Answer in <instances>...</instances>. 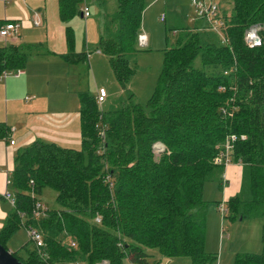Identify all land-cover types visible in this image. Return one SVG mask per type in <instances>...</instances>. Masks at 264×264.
<instances>
[{
  "label": "trees",
  "instance_id": "16d2710c",
  "mask_svg": "<svg viewBox=\"0 0 264 264\" xmlns=\"http://www.w3.org/2000/svg\"><path fill=\"white\" fill-rule=\"evenodd\" d=\"M115 1L97 48L126 88L146 0ZM81 2L58 0L60 19L68 22ZM218 17L228 41L210 26L182 28L163 52L146 104L128 95L104 112L94 94L79 92L78 148L37 138L16 151L10 174L14 205L0 229V244L6 248L22 224L43 238L39 248L24 245L25 256L12 251L24 264H157L148 249L214 264L217 256L205 246V187H223L225 168L216 159L232 134L238 139L231 156L243 165L245 186L242 180L240 194L226 201L227 216L264 218V30L261 45L251 48L245 41L246 29L264 25V0H232V11ZM65 40L68 50L60 55L66 62L87 61L90 52L73 51L67 25ZM38 50L35 44L0 46V73L23 67L28 53ZM199 56L203 69L192 65ZM9 129L0 122V137ZM158 142L164 148L156 152ZM43 187L56 192L58 208H37L34 194ZM262 242V253H239L234 264H264V226Z\"/></svg>",
  "mask_w": 264,
  "mask_h": 264
},
{
  "label": "rangeland",
  "instance_id": "374dc122",
  "mask_svg": "<svg viewBox=\"0 0 264 264\" xmlns=\"http://www.w3.org/2000/svg\"><path fill=\"white\" fill-rule=\"evenodd\" d=\"M10 1L6 0L7 5H10ZM208 2L216 3L220 13L232 11V0H208ZM13 3L18 4L16 0H13ZM102 3H105V6H102ZM79 5L81 7L89 6L91 15L88 18H83L80 17L79 13H76L66 25L71 28L74 35L73 51L83 53L89 49L91 53L89 60L87 59L85 62L80 60L81 62L78 61L75 65L66 62L60 54L55 55L53 52V54L47 52L50 50L57 52L59 44L64 43L63 32L59 28H63L64 31L65 26L59 16L58 0H32L28 4L30 14H27L24 9L20 10L21 26H23V31L27 29L24 33L25 40H27L25 42L40 44L45 55L26 59L27 62L25 61L23 66L24 70L34 64L32 70L37 72L32 77L20 78V75L11 73L14 70L10 69L6 70L4 76L3 72L0 73V84L4 86V81L8 79L11 87L12 98L9 102V110H7L6 94L4 87L2 91L0 85V117L4 119L5 115L9 113L12 124H8L11 132L14 131V124L17 127L23 126L17 108L22 109L24 107V97L35 98L33 102L41 106L43 115L57 112L65 106H78L79 92L94 94L100 86L106 88L108 92V98L101 106L104 112L112 106L117 107L128 95H132L135 102L146 104L156 89L165 49L175 44L177 37L182 34V28L195 27V25L200 24L199 21L203 22L202 19L194 16L190 0H179L178 5H173L170 0H146L141 31L145 30L150 36V43L131 55L130 62L134 71L126 88H122L116 81L105 55L95 50L101 27L104 22L112 19L116 10V1L82 0ZM36 12H41L45 17L43 25H39L40 19L32 18L33 14L34 16L37 15ZM161 15L164 16L163 20L160 19ZM24 22H29L26 27ZM173 30H176L177 33L173 34ZM80 56L83 57L84 55L81 54ZM192 65L195 68H204L200 56L194 59ZM59 94H63V98H60ZM1 121L6 122L5 119ZM14 135L16 136V134ZM236 166L239 172H233L231 179L229 178V187H226L227 183L224 176L222 177L223 187L220 186L219 182H208L205 187V199L210 202L207 207L205 246L207 252L217 256L214 264H234L235 257L239 253L263 252L264 218L248 217L242 219L240 217L239 219H231L227 216V212H224L226 210L223 211L217 204L220 201V204H224L227 208L226 199L231 195L229 191L234 195L240 194L242 187L240 177L243 176V165L239 163ZM224 168L226 169V166ZM242 180L245 186V180L243 178ZM7 190L12 196L14 195L11 180ZM34 195L41 204L49 209L58 208L56 192L53 189L43 187L39 194ZM8 202H6L7 206L12 209V205ZM20 226L18 231L6 242V248L20 251L19 254L25 256L22 247L26 244L31 247L33 242L29 240L27 229L22 224ZM147 251L149 255L153 254L154 256L150 261H157L158 264H192L190 258L186 256L163 257L154 249ZM56 264H73V262L63 261ZM80 264L88 263L80 262ZM126 264L131 263L126 261Z\"/></svg>",
  "mask_w": 264,
  "mask_h": 264
},
{
  "label": "crops",
  "instance_id": "0c3cea01",
  "mask_svg": "<svg viewBox=\"0 0 264 264\" xmlns=\"http://www.w3.org/2000/svg\"><path fill=\"white\" fill-rule=\"evenodd\" d=\"M30 1H32V0H16V2L18 4L15 5L13 3V0H11L10 5H7L6 0H0V24L4 23L5 21H16L19 23V26L17 28V38H15V39L10 38V39L5 40V39L0 37V46L6 45V44H14L17 46L30 44V43L25 42L27 40H25L24 33L27 29H24V31H23V26H21V22H20V19H21V11L20 10L24 9L27 12V14H30L29 13V7H28V4L30 3ZM170 1L173 5L179 4V0H170ZM20 2L22 3V5ZM102 6H105V3H102ZM81 9L82 8L80 7L79 15H80V17L84 18ZM89 10H90V7H89ZM36 13H37V15L34 16V14H33L32 18L40 19L39 25H43L45 17H43V14L41 12H36ZM90 15L91 14L89 13V16ZM89 16H87L85 18H88ZM199 22H200V24L195 25V27L196 26L204 27L205 21L203 20V22H201V21H199ZM28 23L29 22H24V26L26 27V25H28ZM62 23L64 26H66V24H67V22H64V21H62ZM141 25H142V22H141ZM103 28H104V25H102V27H101V33L103 31ZM141 29H143L142 26L140 28L139 35L144 36L145 41L143 42V40H139V39L137 40L138 49L146 47L150 43V36L147 35L145 30L141 31ZM59 30H61L63 32L64 43L61 42L59 44V46L57 48V50H58L57 52L51 51V50L47 51L50 54H53V53L55 55L56 54H64L68 50L66 40H65V27H64V31H63V28H59ZM101 33H100V35H101ZM35 45L39 46V50L37 52L31 51L30 53H28L26 59L29 57L36 58V57H40V56L45 55L44 54L45 52L42 50L41 45L40 44H35ZM95 50H97L98 52L100 51L97 48V45H96ZM88 52L91 53V51H89V49H88ZM48 53H46V54H48ZM90 53L88 55V60L90 57ZM105 57L107 58V56H105ZM107 61H108V58H107ZM26 62H27V60H26ZM33 65L32 66L30 65L27 70H24V68L21 67L24 70V73L20 75V78H24V77L28 78V77L34 76L37 72L32 70ZM71 65H75V64H71ZM8 81H9L8 79L4 81V86L2 84H0L2 86V91H3V87H4V92L6 94L7 110H9V102L12 98L11 97L10 82H8ZM99 88H104V87L100 86V87H98V89ZM104 89L106 90V88H104ZM97 92H98V90H96V92L94 93L95 96H97ZM59 95H60V98H63V94H59ZM107 98H108V92L106 90V97H105V100L103 101V103L106 102ZM34 99L35 98H32V97H29V98L24 97V100H23V103H24L23 106L24 107L22 109L17 108V112H19L21 120L23 121V126L17 127L13 123L14 124L13 126L15 127L14 131L11 132L12 130L9 129L3 136L0 137V227L3 226L2 224H4V223H2V222L5 221L8 213L11 211L10 206H7V203H6V202H8V200H6L3 197V193L5 191H8L7 189H8V185L10 183V174H11V171L13 169V160H14V155H15L16 151L19 148H22V147L26 146L27 144L31 143L32 141H34L37 138H40V139H43L46 141H53V142H55L61 146H64V147L78 148L80 146V143H81V139H80V113H79L80 103L76 107H74V105L65 106V107H62L61 109H59L57 112L46 113L47 115H43L41 112V106H39L38 103L33 102ZM103 103H102V105H103ZM4 119L6 120L7 123L4 121ZM4 119H3V117H0V122H2L1 120H3L4 123L6 125H8V127H9V124L11 123L10 119H9V113H7V115H5ZM14 134H16L17 137ZM11 139L15 141V143L13 145H11L9 143V141ZM234 163L235 162L229 164L226 167V169L224 170L223 176L225 177V181L227 183L226 187H229V183H230L229 178L232 176L233 172L234 171L239 172L238 167L236 166V164H239V163H236V164H234ZM232 164H234V165H232ZM231 169H233V170H231ZM242 169H243V166H242ZM242 172H243V170H242ZM242 178H243V176L240 177L241 181H242ZM241 181H240V185L242 183ZM229 193L231 195H229L226 200H228L231 196H234V193H231V191H229ZM11 251H15V250L11 249Z\"/></svg>",
  "mask_w": 264,
  "mask_h": 264
},
{
  "label": "built area",
  "instance_id": "2783aa9c",
  "mask_svg": "<svg viewBox=\"0 0 264 264\" xmlns=\"http://www.w3.org/2000/svg\"><path fill=\"white\" fill-rule=\"evenodd\" d=\"M190 5L193 10V14L196 18L203 19L205 21V26H210L214 31L218 32L222 38L223 42H227L228 39L224 36L222 32V27L224 26V21L218 17L220 10L219 6L216 3H209L208 0H190ZM89 6L85 5L82 6V14L84 17L89 16ZM161 20L164 19V16L161 15ZM19 26V23L16 21H5L4 23L0 24V37L7 40L10 38H17V28ZM264 30V25L263 24H255L250 26L248 29L245 31V41L248 44L249 47L254 48L256 46L261 45L262 43V38H261V31ZM173 34L177 33L176 30L172 31ZM139 40L145 41L144 36H138ZM3 76L5 75L6 70H3ZM15 75H21L24 73L22 68H17L13 72ZM226 74H228V71H225ZM220 90H225L226 88L224 86H220ZM106 97V90L104 88H99L97 92V102L99 106H102L103 101L105 100ZM29 98V97H26ZM242 139H246V135L241 136ZM238 139L237 135H230L229 140L225 145V150L220 154V156L217 157V162L219 164H223L224 166H228L229 164L233 163V157L231 156V152L233 151L234 145L233 143ZM9 143L13 145L15 143L14 140H10ZM164 148L163 144L161 143H156L154 145V149L156 152L161 151ZM3 197L10 202V204L13 206L14 205V198L10 194L9 191H5L3 193ZM38 209H45V206L41 203L37 204ZM220 208L224 211L227 212L228 209L225 208L224 204H220ZM37 216L40 215L39 212H35ZM96 221H100V219L97 217L95 218ZM29 239L35 244L36 248H39L43 246V238L40 233H38L36 230L28 228L27 229ZM71 245H74V243H71ZM73 264H79L78 262H74ZM95 264H109L107 260H102L100 262H96ZM158 264V263H157Z\"/></svg>",
  "mask_w": 264,
  "mask_h": 264
},
{
  "label": "water",
  "instance_id": "95a60500",
  "mask_svg": "<svg viewBox=\"0 0 264 264\" xmlns=\"http://www.w3.org/2000/svg\"><path fill=\"white\" fill-rule=\"evenodd\" d=\"M0 264H24L12 254V251L0 244Z\"/></svg>",
  "mask_w": 264,
  "mask_h": 264
}]
</instances>
